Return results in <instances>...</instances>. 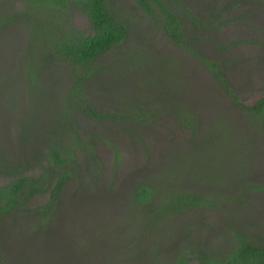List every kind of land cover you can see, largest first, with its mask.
Here are the masks:
<instances>
[{
    "label": "rangeland",
    "instance_id": "rangeland-1",
    "mask_svg": "<svg viewBox=\"0 0 264 264\" xmlns=\"http://www.w3.org/2000/svg\"><path fill=\"white\" fill-rule=\"evenodd\" d=\"M113 1L129 21L128 35L94 61L80 94L94 112L117 120L82 113L69 98L81 69L47 53L55 26L95 32L76 0H67V12L36 9L26 20L17 13L28 3L0 0V189L33 180L18 193L22 203L0 217L7 264H172L182 256L199 264V254L225 257L237 235L264 238V191L246 189L264 185V113L260 123L236 103L264 94V0H165L180 16L185 44L135 0ZM31 19L50 28L37 41ZM194 142L201 160L213 156L202 161L209 170L188 175L187 163L198 160ZM54 144L71 149L62 167L52 168ZM221 151L224 161L215 156ZM154 181L166 193L186 188L200 200L142 225L152 205L137 207L132 194Z\"/></svg>",
    "mask_w": 264,
    "mask_h": 264
},
{
    "label": "trees",
    "instance_id": "trees-1",
    "mask_svg": "<svg viewBox=\"0 0 264 264\" xmlns=\"http://www.w3.org/2000/svg\"><path fill=\"white\" fill-rule=\"evenodd\" d=\"M29 4L26 12H23L21 15L17 13L18 17L24 16V19H29L30 16L34 13L36 9H46V10H58V12H67V0H23ZM77 5L80 6V9L84 11L90 23L94 27L95 32L93 34H82L72 28L70 25L65 27L60 24V26H55V28L50 34L48 33L45 40L48 41L49 46L47 53L52 61L58 60L68 64H71L74 67L80 68L81 73L77 75L74 79L73 87L71 88L69 98L74 102L75 106L84 114H90L98 117L111 116L115 120L116 115L111 112L105 113H96L92 110L90 104L83 99L80 94L82 84L90 78L96 72V68L92 65L94 61L99 58L101 55L105 54L111 48L118 46L121 42L124 41L125 37L129 32V21L127 18L120 12H118L114 6L113 0H76ZM135 3L140 6L147 14L151 15L152 18L158 20L160 25L163 26L165 32L178 44H185L183 37L185 36V31L183 29L182 23L180 21V16L176 10L171 7L165 0H135ZM20 15V16H19ZM17 19V16H13ZM12 17H10L11 20ZM35 22V31L33 30L32 38L37 41L38 36L45 33V25L49 28V25L44 20L31 19ZM194 21V18L192 17ZM50 30V28H49ZM39 41V40H38ZM208 66L213 69L216 77H219V81L223 83L224 88L228 89L229 93H232L229 89L227 80L220 79V76L223 74L220 70L217 69L215 64L207 62ZM30 69V68H29ZM31 70V69H30ZM28 80L30 75L26 77ZM240 107L246 110V113L255 119H258L259 122L263 120L264 113V94L258 98L255 102L250 105H245L240 102H236ZM121 116H125L122 114ZM181 122L186 124L187 117L180 115ZM253 137V136H252ZM80 141V140H76ZM231 147V146H230ZM242 148L240 145H236V148ZM197 152V153H196ZM213 151H211V156H208L207 161H211ZM219 156L222 158L225 152L221 151ZM193 156H196L197 163H187L184 161L183 167L188 166V175H191L189 172L209 170L207 165L204 164L201 160L205 159L201 152V149L198 147V142H194L192 145ZM209 153V154H210ZM224 153V154H223ZM238 154V153H237ZM53 164L52 168L62 167V165L70 161L73 157L71 149L62 148L58 144H54L49 153ZM233 158L238 156L232 155ZM227 158V157H225ZM184 160V159H182ZM221 161V160H220ZM224 161V158H222ZM181 162V161H180ZM178 162V167L180 166ZM199 163L204 165L200 168H195ZM219 163V162H216ZM176 166V167H177ZM214 172V171H213ZM60 180L57 181L56 186L53 190L51 202L56 198V193L58 188L64 181V178L69 174L67 170L61 171ZM194 174V173H192ZM33 181L29 177H22L12 183L5 189H0V217L6 215L15 205H19L22 202L18 201V193L21 192L26 182ZM153 183L156 185H150ZM148 184H138L135 193L132 194V201L134 205H152L151 210H148L146 216L149 218L147 222L142 221V225L152 223L153 225L157 224L159 220L166 218L167 216L176 215L178 212H181L184 209L188 202L197 204L200 198H197L198 195L190 192L188 189L177 188L176 190H171V193H166V185L162 186L158 183L149 182ZM165 187V189H164ZM183 187V186H182ZM248 191L254 189H262L264 191V185L258 184L255 182L253 185L246 188ZM32 192L39 191L38 187L31 189ZM245 192V190H244ZM31 194V193H30ZM239 194V193H238ZM237 196V195H236ZM164 198L166 202L164 205L161 204V200ZM203 202L204 199H203ZM138 207V206H137ZM53 203H49L39 211L40 215L43 218H47L50 212L53 210ZM142 208V207H141ZM7 216V215H6ZM152 218L154 222H152ZM1 258V257H0ZM199 264H264V238H261L260 243H256L247 235H237L235 245L230 249V251L225 255V257H204L199 254L197 256ZM189 259L185 256L179 257L172 264H187ZM5 264L4 261L1 258Z\"/></svg>",
    "mask_w": 264,
    "mask_h": 264
}]
</instances>
